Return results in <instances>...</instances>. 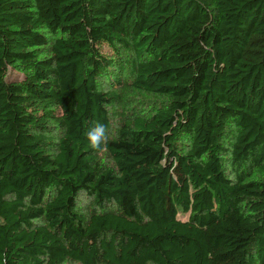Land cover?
I'll return each instance as SVG.
<instances>
[{
    "label": "trees",
    "instance_id": "1",
    "mask_svg": "<svg viewBox=\"0 0 264 264\" xmlns=\"http://www.w3.org/2000/svg\"><path fill=\"white\" fill-rule=\"evenodd\" d=\"M67 263L264 264V0H0V264Z\"/></svg>",
    "mask_w": 264,
    "mask_h": 264
},
{
    "label": "rangeland",
    "instance_id": "2",
    "mask_svg": "<svg viewBox=\"0 0 264 264\" xmlns=\"http://www.w3.org/2000/svg\"><path fill=\"white\" fill-rule=\"evenodd\" d=\"M101 52L105 54L106 56H110L112 54V52L108 49L106 45L101 46ZM9 76H10V79H13V80H18L22 77V75L18 73L17 71H11ZM122 99L123 100L121 103L109 105L106 107L108 114H109V121H110V128H109L110 136L116 133L119 126L124 122L123 120L124 115L127 111L125 109L127 107L123 105L124 102L130 103L132 101L131 103H134L137 101H144L149 104H154L157 102L158 104L163 103V97L161 96L153 95V94H142V93H137V92L135 93L131 91H124L122 93ZM222 157H223L222 162H223L224 170L226 171L227 175H229L230 178H233L231 174L232 170L230 168L229 153L228 152L224 153ZM99 159H100V162L103 163L104 165L110 166V167L112 166V160L110 156L106 153V151H102L99 154ZM86 203H88V200L84 196H82L80 198V205L85 206ZM181 218H185V216H181ZM67 264H72V263H67Z\"/></svg>",
    "mask_w": 264,
    "mask_h": 264
},
{
    "label": "clouds",
    "instance_id": "3",
    "mask_svg": "<svg viewBox=\"0 0 264 264\" xmlns=\"http://www.w3.org/2000/svg\"><path fill=\"white\" fill-rule=\"evenodd\" d=\"M86 138L91 149L102 151L108 140V129L103 123H95L87 132Z\"/></svg>",
    "mask_w": 264,
    "mask_h": 264
}]
</instances>
